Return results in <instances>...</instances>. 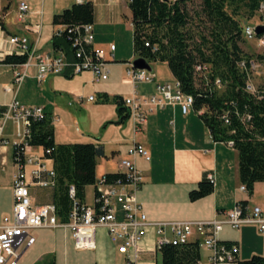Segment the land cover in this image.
I'll use <instances>...</instances> for the list:
<instances>
[{
    "label": "crops",
    "instance_id": "obj_1",
    "mask_svg": "<svg viewBox=\"0 0 264 264\" xmlns=\"http://www.w3.org/2000/svg\"><path fill=\"white\" fill-rule=\"evenodd\" d=\"M18 1L0 0V21L3 24V27L0 25V60L8 54L15 53V48L6 41L9 35L15 34L28 36L31 44L35 46L37 54H53L55 51L51 45V37L56 26L52 24V16L76 3V0H26L29 12L23 23L16 19ZM82 1H90L93 4L92 45L105 51L110 70L107 81H93L89 71L72 74L67 70L63 74H50L38 82L35 78L36 69L34 66H30L21 84L14 87L12 86L14 66L0 62V105H6L15 99L23 105L42 106L43 110L54 119L55 117L59 118V120L53 121L56 143L83 141L80 137L90 136V133L97 132L101 127L104 128L103 134L108 131L114 133V144L111 140L104 139V136L102 140L96 138L93 141L101 143L104 150V155L97 158L96 179L105 173L120 171L119 160L125 155L128 145L132 142L143 144L150 153V160L146 161L139 156L135 161L143 174L138 200L148 221L212 219L222 211L232 208L237 201L247 200L249 205V199L242 193L246 190L239 188L241 183L238 177L236 149L225 142L212 140L208 128L193 109L183 114L179 105H165L148 114L145 123L137 132L133 131L131 123L126 124L129 118L123 123L118 121L115 104L108 109H102L103 104H96L95 109L100 113L95 117V121L84 129H79L76 126V131H71L69 122L61 121V116L65 114L67 108H71L72 102L79 106L84 102L85 98L82 97L83 100L79 103L78 96L75 95L77 89L73 83L76 76L80 81L85 79L82 88L94 84L95 90L98 89L109 96L121 95L124 97L132 92V85L124 79L127 62L115 63L117 62L114 60L116 45L113 42L119 28L122 29V26H126L124 13L128 7L127 0ZM36 24L40 25L38 32H35ZM129 25L132 27L131 23ZM111 43L115 45L112 52L113 57L109 54V44ZM151 63L149 62L150 65ZM152 70L154 71L153 68ZM155 80L169 81L158 75ZM140 84V88L139 84L137 85L140 94L155 92L154 82ZM6 86H11L12 89L6 91L4 89ZM148 86H150V90L145 91ZM73 92L74 94H71ZM84 130L87 132L82 134ZM15 132L16 125L10 120L6 125L5 135L9 139H15ZM33 150L38 155L42 154L41 147H34ZM12 156L13 149L10 145L0 146L1 169L5 171V167L10 165L8 177L5 181L0 180V186L9 189L11 209L12 180L17 171V165L13 162ZM104 157L106 158L103 161L105 165L98 170L100 166L98 160ZM46 165L53 167L52 160L49 159ZM209 174L214 178V190L205 197L191 201L188 197L189 191L196 187L204 175L208 177ZM258 183L254 184L253 194H255ZM87 186L92 187L94 196V185ZM34 190L35 187L31 190L33 200L36 204H40L37 203ZM39 190L44 194L42 201H47L49 197L44 192L49 193V189L39 188ZM84 202L93 203V201L88 203L85 196ZM2 215L4 214L0 215V219ZM118 217H120L119 212ZM226 228L231 229L229 226H225L219 233V238L223 241H236L239 257V241L242 233L235 238L229 237L224 231ZM44 229L62 230L63 244L51 242L46 236L36 233L34 244L24 251L18 264H34L46 256H53L55 264H76L77 262H70L73 258L76 261L85 258L88 264H126L127 262L126 255L118 253L110 243L104 228L98 229L96 246L91 250L75 249L68 229L64 231L62 228H42V230ZM245 235L246 233L243 236ZM154 241L155 230L153 227H149L141 242L140 261L157 264L159 252L156 253L153 250ZM199 251L200 260L191 264H204L207 261L210 251L202 246L199 247ZM58 252L61 253L63 259L61 263H57Z\"/></svg>",
    "mask_w": 264,
    "mask_h": 264
},
{
    "label": "built area",
    "instance_id": "obj_2",
    "mask_svg": "<svg viewBox=\"0 0 264 264\" xmlns=\"http://www.w3.org/2000/svg\"><path fill=\"white\" fill-rule=\"evenodd\" d=\"M76 2L80 3L82 0H76ZM262 7H264L263 4L260 5V9ZM28 12L27 1L19 0L16 10L17 21L25 22ZM39 27V24L35 25V32H38ZM244 29L245 36L254 37L259 44L264 45V32L257 35L254 26H246ZM76 31L72 58L67 57L61 50L53 54H37L28 36L9 35L6 41L15 48V54L26 55L25 62L15 65L18 67L13 71V84L16 86L21 84L30 66L35 67V77L39 82L50 74H63L67 70L72 74L89 71L93 81L107 80L110 74L109 61L103 49L92 45L91 24L77 27ZM88 45L90 47L86 50L85 46ZM114 49L115 45L109 44L111 57H113ZM260 62L264 61L259 58H250L248 61L241 59L237 63L241 64V68L249 64L251 72L247 75L244 89L252 94L258 93V89L252 86L251 79H254V70ZM195 70L198 75H202L203 71L207 70V66L198 64ZM124 77L132 85V92L123 97V102L128 109L134 132L140 130L148 114L157 108L165 105H179L183 114L193 109V104H189V97L192 95L182 92L177 80L173 83L155 81L154 71L136 68L132 60L126 63ZM152 82H154V93L140 94L138 92V84ZM214 84L218 88L222 87L220 78H215ZM4 89L8 91L12 88L6 86ZM87 99L93 100L94 97L89 95ZM79 101H82V97ZM203 111L201 108L195 112L199 115ZM44 115L45 111L41 106H24L15 99L6 105H0V146L10 145L18 151L13 157L17 171L12 180V209L0 219V264H18L24 251L35 242L33 231L42 228H62L64 231L68 229L74 247L78 250L95 249L97 231L104 228L115 250L126 255L127 264H154L139 261L142 251L141 242L149 227L155 230V251H159L167 244L180 245L197 241L199 246L211 252L204 264H237V246L226 245L219 238V233L225 226L238 229L242 224L254 223L258 225L260 231L264 232V214L261 207L258 205L251 207L248 204L242 206L236 203L232 208L222 211L212 219L148 221L138 200L143 174L135 160L140 156L149 161L150 153L138 142H132L127 148L126 156L119 160L120 177L108 181L103 174L95 180L92 204L80 203L74 198V188L70 187L69 194L73 198V204L68 220L60 221L56 215L55 206L52 203L36 204L31 192L34 187L51 188L55 184L53 167L46 165L50 158L44 155V150L41 155H38L33 150L34 147L27 144L31 122L43 118ZM216 117L224 125L229 122L228 111L225 109L216 113ZM244 117L249 118V115ZM10 120L16 125L15 139H9L4 134ZM54 120L59 118L53 117L52 122ZM225 143L233 147L232 140H227ZM208 179L213 182V175L209 174ZM239 188L246 190L244 184H241Z\"/></svg>",
    "mask_w": 264,
    "mask_h": 264
},
{
    "label": "trees",
    "instance_id": "obj_3",
    "mask_svg": "<svg viewBox=\"0 0 264 264\" xmlns=\"http://www.w3.org/2000/svg\"><path fill=\"white\" fill-rule=\"evenodd\" d=\"M189 1L129 0L133 53L149 62H166L180 90L192 95L193 109L198 111L203 108L199 117L208 128L211 138L214 141H233L238 154L239 182L245 185L247 194L251 195L254 184L264 182V87L257 88L260 97L244 89L251 71L248 63L242 68L237 63L241 59L248 61L252 56L239 45L243 28L234 16L240 11L247 17L257 14L260 5L264 6V0H200V10L197 12L199 23L190 15L187 7ZM93 14L90 1L74 3L55 13L52 16V24L56 26L51 37L53 50H61L72 58L76 28L91 24ZM261 17L264 19V13ZM0 25L3 27L1 21ZM89 47L85 46V49ZM256 58L264 61V54H257ZM25 61L26 55L15 53L0 60L11 65ZM198 64L207 66L202 75H198L195 70ZM215 78H220L222 87L218 88L214 84ZM98 98L101 102L115 104L120 123L129 118L121 95L109 96L100 92ZM222 109L228 111L227 125L216 117V113ZM245 115H249V118H245ZM27 144L41 147L44 155L52 160L55 184L49 189V198L55 206L58 219L67 221L73 204L69 189L73 187L74 198L79 202L84 201L85 187L96 180L97 158L104 155L102 144L80 141L56 143L49 113L31 122ZM16 152L17 148H13V157ZM104 175L108 181L121 176L118 172ZM213 190L214 183L204 175L196 187L189 191L188 197L194 201L209 195ZM236 203L245 206L248 201ZM222 242L237 246L236 241ZM159 255L161 264H191L200 260L197 241L164 245ZM34 264H55V261L53 256H46ZM237 264H264V256L253 254L247 260L238 258Z\"/></svg>",
    "mask_w": 264,
    "mask_h": 264
},
{
    "label": "rangeland",
    "instance_id": "obj_4",
    "mask_svg": "<svg viewBox=\"0 0 264 264\" xmlns=\"http://www.w3.org/2000/svg\"><path fill=\"white\" fill-rule=\"evenodd\" d=\"M128 1L129 0H127V2ZM200 2H201L200 0H190L188 2V4H187V7H188V9L190 11V15L194 18V20H196V23H199L198 22L199 19L197 17L198 16L197 12H199V10H200ZM76 3H78V2H76ZM262 13H264V7L259 9L258 13L253 15V16H251V17H247V15L245 13H243L242 11H240L239 14L234 16V18L239 22V24L243 28V31H242V36L243 37H242V40L239 42V45H240L241 49L244 52H246V53H248V54H250L252 56L251 57L252 59H256V55L257 54H261V53L264 54V45H262L263 43L259 44V42L256 41L254 39V37L248 38L247 36H245V34H244L245 29L244 28L246 26H250V27L254 26L255 29H256V27L259 26V25H263L264 26V19L261 17ZM124 15L123 16H124V20L126 22V26L125 27L122 26V29L119 28V30L115 34L114 40H113L114 44L116 45V50L114 51V60L117 61L115 63H119V64L120 63H124L122 61H131L134 58H136V56L133 53V47H132L133 46L132 45V27L129 25V23H131V13H130V10H129L128 7H127V9H125ZM203 25H207V23H203ZM200 26H202V24ZM200 29H201V27H200ZM262 32H264V29H263ZM260 34H257V35H260ZM12 66H14V68L18 67V66H15V65H12ZM150 66L154 69V73L155 72L158 73V74L155 73V75H158L159 77H163V78H165V80H169L167 82H172L173 83L176 80L175 78H173V76H171V72H170L166 62H159V61L152 62ZM122 73L123 72L121 71V74ZM253 75H254V79H251L252 86L255 87L256 89L259 88L260 86L264 87V62H260V65L256 66V69L254 70V74ZM12 76H13V72H12ZM74 79H75V81L73 83V86L77 89L75 91V95L78 96V102L79 103L82 102V101H79L80 97H83L85 99H84V102L82 103L81 106H79L78 104H74L72 102V105L70 106L71 108H69V109L67 108L66 109L67 111L65 112V114H63L61 116V121L62 122H69L70 129H72L71 131H76L75 130L76 126L79 129L80 128L81 129L82 128L83 129L87 128L88 124H91V123H93L95 121V117L97 116V114L100 113L98 110L95 109L96 104H103L101 106L102 109H108V108H110L113 105L112 102L105 103V102L99 101L98 94H99L100 90H98V89L95 90L94 89L95 87L93 86L94 84H92V86L90 85V86H86V88H82V85H83L85 79L84 80L82 79L80 81V80H78L79 79L78 76L74 77ZM124 79H125V77H124ZM159 82H162V81H159ZM163 82H165V81H163ZM12 86L18 87V86L13 84V77H12ZM140 87H141V84H139V88ZM148 90H150V86H148L145 89V91H148ZM71 94H74V92L71 93ZM89 95H93V97H94L93 101L87 99V97ZM257 95H258V97L261 96L259 91H258ZM24 106H27V105H24ZM45 113H47V112H45ZM129 123H131L130 119L127 120L126 124H129ZM9 126H10V123H9ZM103 129L104 128L101 127L100 129H98L97 132L90 133V136L89 135H85L83 137H80V139L83 140V141H80V142H93V141H95L96 138L102 140V137L104 136L103 137L104 139H109L114 144V133H111L110 131H108V132H105V134H103ZM132 129H133V126H132ZM86 132L87 131L84 130L82 132V134H85ZM4 134H5V132H4ZM130 145H128V147ZM33 147H36V146H33ZM12 149H13V147H12ZM126 151H127V149H126ZM125 156H126V152H125V155L123 157H125ZM104 160H106L105 157L103 159L99 158L98 161H100V166H99L98 170H100V168L104 167V165H105L104 162H103ZM13 162H14V159H13ZM9 166L5 167L6 168L5 171H3L1 169V166H0V180L5 181L7 179ZM39 188H41V187H35V190L33 191L36 194L37 203H40V204L52 203V202H49L50 198L47 199V201H44V202L42 201V197H44V194L39 190ZM42 189H50V188H42ZM44 193H45V195L47 197H49V193L48 192L47 193L44 192ZM242 193L247 197V199H249V205L251 207L254 206V205H258L264 211V182H259L257 184V187L255 189V194L252 193L251 195H249V194H247L246 191L242 192ZM92 194H93L92 187L91 186L85 187V199L87 200L88 203H92V201H93V197L94 196ZM0 202H1L0 203V215L1 214H5V213H9V210L11 209L10 208L11 206H10V203H9L10 202L9 189L7 187H1L0 186ZM80 203H85V202L83 201V202H80ZM85 204H87V203H85ZM242 225L243 226L239 227L238 229L226 228L224 230L225 233L227 234V236L234 237V238L239 236V235H241V233H242L241 240L239 241V257L238 258L240 260H247L253 254L264 256V232L260 231L258 229V225L254 224V223H245V224H242ZM38 230H39V232H37ZM33 233L35 234V236H36V233L39 234V235H44L51 242L55 241L56 243L63 244V235H62L63 232L60 229H56V230L36 229V230L33 231ZM244 233H246L245 236H243ZM155 236H156V234H155ZM221 241H223V240H221ZM237 249H238V245H237ZM155 252L157 253L159 251H155ZM61 262H63V259H62L61 253L58 252L57 253V263H61ZM70 262H77L76 264H88L87 260L85 258H80V259H78V261H76L73 258L72 261H70ZM140 262H142V261H140ZM142 263H146V262H142ZM153 263L156 264L155 262H153ZM69 264H71V263H69ZM157 264H161V258H160L159 254L157 256Z\"/></svg>",
    "mask_w": 264,
    "mask_h": 264
},
{
    "label": "water",
    "instance_id": "obj_5",
    "mask_svg": "<svg viewBox=\"0 0 264 264\" xmlns=\"http://www.w3.org/2000/svg\"><path fill=\"white\" fill-rule=\"evenodd\" d=\"M263 29H264V26L263 25H259V26L256 27L255 32L257 34H260L263 31ZM132 64L136 68H146L148 70H152L149 62L145 58H143V57H136V58H134L132 60Z\"/></svg>",
    "mask_w": 264,
    "mask_h": 264
},
{
    "label": "bare ground",
    "instance_id": "obj_6",
    "mask_svg": "<svg viewBox=\"0 0 264 264\" xmlns=\"http://www.w3.org/2000/svg\"><path fill=\"white\" fill-rule=\"evenodd\" d=\"M241 67V64H238ZM189 104H192V98L189 97Z\"/></svg>",
    "mask_w": 264,
    "mask_h": 264
}]
</instances>
